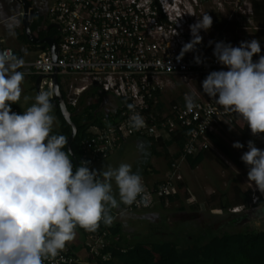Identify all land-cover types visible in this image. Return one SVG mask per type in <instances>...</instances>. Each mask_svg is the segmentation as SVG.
Returning <instances> with one entry per match:
<instances>
[{
    "label": "built area",
    "instance_id": "1",
    "mask_svg": "<svg viewBox=\"0 0 264 264\" xmlns=\"http://www.w3.org/2000/svg\"><path fill=\"white\" fill-rule=\"evenodd\" d=\"M192 15L175 0H53L48 17L60 26L57 61H53L50 49L46 48L33 61L23 63L22 67L30 69L26 73L44 75L41 92L53 93L50 75L55 67L59 75H77L79 85L69 83L62 89L69 105L76 106L82 93L91 88L120 101L110 120L104 119L101 127L91 126L89 135L80 142L78 163L87 161L90 170L100 172L97 164L129 136L161 138L163 143H175L174 132L190 129L183 147L177 148L171 156L166 178L150 184L142 180L144 192L133 204H124L123 211L153 209L159 205L183 179L180 164L188 156L208 150L212 145L210 135L219 138V133L233 128V122L240 117L217 105L216 98L209 97L203 90L202 93L195 91V107L191 110L186 107V100L172 102L169 106L162 104L164 92L177 82H202L203 76L212 71L227 70L213 54L215 41H205L203 30L199 33L202 41L182 58H177L183 45L192 39L190 25L199 18L195 12ZM1 51L18 57L11 47ZM258 59V55L253 56L254 62ZM128 104L135 105L134 110H130ZM11 110L23 113L17 103L11 105ZM133 111L145 120V126L140 129L131 127ZM97 178L101 179V172ZM251 192L248 204L233 206L229 211L242 213L256 207L261 193L255 187ZM119 214L116 208L112 209V225L101 221L103 226L95 232L81 228L84 247L95 264L111 259L105 250L112 242L110 228L116 224ZM84 263L66 248L55 259L44 261V264Z\"/></svg>",
    "mask_w": 264,
    "mask_h": 264
},
{
    "label": "clouds",
    "instance_id": "2",
    "mask_svg": "<svg viewBox=\"0 0 264 264\" xmlns=\"http://www.w3.org/2000/svg\"><path fill=\"white\" fill-rule=\"evenodd\" d=\"M212 24L207 13L191 24L192 39L177 58L193 50L202 41L200 30L207 32ZM259 53L257 39L241 41L237 47L216 42L213 54L227 70L212 71L202 81L203 93L238 114L254 135L264 133V55L253 61ZM23 63L0 51V264H44L55 259L75 239L78 227L95 232L101 221L112 225L111 210L120 203L133 204L144 192L142 177L130 164L109 167L102 179L87 161L74 170L71 149H65L68 137L52 133L56 122L52 92L38 93L23 113L11 110L21 99ZM185 99L189 110L195 107L193 97ZM127 107L134 110L135 105ZM130 124L140 129L145 120L133 111ZM247 146L241 160L249 166L248 181L264 194V149L251 140ZM233 147L244 145L237 141Z\"/></svg>",
    "mask_w": 264,
    "mask_h": 264
},
{
    "label": "rangeland",
    "instance_id": "3",
    "mask_svg": "<svg viewBox=\"0 0 264 264\" xmlns=\"http://www.w3.org/2000/svg\"><path fill=\"white\" fill-rule=\"evenodd\" d=\"M51 1L52 0H46L40 9V12L46 16L47 24L50 22V18L46 13L52 3ZM175 1L182 4L184 10L190 15L195 12L196 15L200 17L202 14L207 13L212 17L213 24L211 28L207 32L204 30L202 31L205 41L214 40L215 43L223 41L225 43H231L232 46H239L241 41H251L252 39L264 41V29L258 26L253 20L251 14V0ZM18 20L20 19L18 18ZM16 27L17 31L20 33L23 32L20 23H17ZM57 35L59 36V31ZM9 44H11L13 48L22 51L25 54V59L29 61L34 59L35 53L33 51H29V53L28 50L21 45V42L11 41ZM22 70L27 72L30 69L23 67ZM35 79V76L25 74L24 80L21 84L22 95L19 102L26 101V109L35 102V97L38 94L35 87ZM78 79V76L74 74H60V87L63 89L69 82L76 83L78 82ZM201 88L202 82L200 81H194L190 84L179 81L173 88H169L164 92L161 98L162 104L164 106H169L174 101L183 102L186 100V96L195 98V91L202 93ZM86 92V101H94L95 97L99 95L97 93L99 91L95 89ZM108 100V109L118 108L119 100L117 98L109 95ZM53 105L54 115L56 117V122L53 126L54 129L58 127L59 119L56 114V105L54 103ZM218 137L230 150L234 152L237 151V148L233 147V143L238 141V133L233 128H228L225 131L222 130ZM155 149L158 150V147L149 145L148 138L141 136L128 137L124 141H121L117 149L110 154L111 156L117 153V156H120L121 158V162H117L113 168H118L122 163L130 164L132 165V170L139 173L144 182L150 184L154 178H150L145 174L144 160L147 161L149 157L154 156L158 161V165L159 163L161 166L166 164V157L164 154H156ZM139 157L142 160L139 161ZM180 173L190 187L200 191L205 200L204 206L206 207L209 205H215L214 208H218L225 203H233V190L236 186L242 188V190H251L254 187L252 182L248 181V171L236 167L213 144L207 150L206 157L196 168H191L187 161L182 162L180 164ZM113 184H115L114 181ZM211 196H213V198ZM230 225L231 224L228 222L223 221L219 224L216 230L204 228L198 230L197 225L185 222H177L174 227L171 228L166 221H162L161 223L152 222L143 230L145 232L143 237L147 240V243L152 244L158 241L170 240L168 235L158 236L160 234L156 235L157 232H174L177 242L187 243L189 246H203L212 237L221 234L223 231H237L247 227L254 230L264 229L263 220H255L249 224L236 227H230ZM178 229H192L193 231L188 236H179L180 234L178 235L177 232ZM141 242L144 241L142 240Z\"/></svg>",
    "mask_w": 264,
    "mask_h": 264
},
{
    "label": "trees",
    "instance_id": "4",
    "mask_svg": "<svg viewBox=\"0 0 264 264\" xmlns=\"http://www.w3.org/2000/svg\"><path fill=\"white\" fill-rule=\"evenodd\" d=\"M251 7L253 20L258 24V26L264 27V0H251ZM46 14L48 15V11ZM47 26L46 16L38 11H35L33 21L31 23L32 32L39 38H43L47 35L58 34V31L55 28L47 31ZM17 39L19 42L27 44L34 49H38V46L27 40L24 31L17 35ZM260 46L261 53L254 54V56L264 54L263 40L260 41ZM40 51L41 50H39V52ZM206 76L207 75L203 76V80ZM201 90L203 89L201 88ZM83 105L85 104L81 101V97L79 98L76 106L67 104L69 110L74 112L72 120L75 122L78 129L71 144V148L78 161L81 160L80 142L89 135V128L93 125H97L99 127L104 126V119L109 121L112 114L103 111L104 109L98 110L100 106V103L98 102L90 103L85 106ZM56 114L59 119L60 126L57 129H52V133L64 134L69 139L71 126L65 121L57 105ZM233 129L238 133V141L244 145L243 148H237L236 152L230 150L219 138L215 136L210 135V140L212 144L236 167L248 171L249 166L241 160V156L244 152L248 151L247 145L249 140L253 141L256 147L263 148L264 133L254 135L241 117L235 119L233 122ZM189 131V128H183L172 134L177 148L183 147L187 140ZM149 140L152 144L151 146L158 147V150L155 149L156 154H164L165 157L169 156L165 148L162 146L163 142L161 138H150ZM65 149L67 150L66 146ZM206 152L207 150L200 152L197 155L188 156L186 161L191 168H196L206 157ZM72 162L75 167L73 160ZM148 173L151 174L152 170H148ZM189 193L190 188L188 183L182 179L177 183V187L173 193L169 194L166 198H162L160 204H164L166 200L173 201L175 197L178 198L184 196L188 198ZM251 194V190H247L245 192L240 189L234 190V197L236 200L235 203L237 205L248 204L252 199ZM262 204H264V194L261 193L256 206H260ZM229 207L230 206H226V208ZM102 226L103 225L100 223V227ZM77 230L81 231V228L78 227ZM110 233L112 242L105 252L110 253L111 259L107 261L99 260L96 264H264V229L254 230L247 227L237 231H223L221 234L212 237L203 246L192 245L185 248H179L172 240L158 241L150 245L145 242H139L134 246L125 248L122 246L120 238L118 237L119 230L116 227V224L110 228Z\"/></svg>",
    "mask_w": 264,
    "mask_h": 264
},
{
    "label": "crops",
    "instance_id": "5",
    "mask_svg": "<svg viewBox=\"0 0 264 264\" xmlns=\"http://www.w3.org/2000/svg\"><path fill=\"white\" fill-rule=\"evenodd\" d=\"M51 2H53V0ZM18 12H20V10L16 6V4L14 3L13 0H0V51L6 47L13 48L12 45L9 44L11 41L12 42H15V41L18 42L17 35L21 34V33L19 31H17L16 25H17V23H20L22 25L21 20H18V18L20 19V16L17 15ZM39 12H40V10H39ZM50 23H52V22L50 21L47 24V21H46L47 25H49ZM22 28H23V25H22ZM23 31H24V28H23ZM21 45L23 47H25L28 50V52L33 51L35 53L34 59L38 55L39 50H41L39 47H37L38 49H34L31 46L24 44V43H22ZM13 49L16 52L17 56L20 57L23 61L31 62L34 60L33 59V60L29 61V60L25 59V54L22 51H20L16 48H13ZM22 68L20 69L21 71H23ZM23 72L27 75L36 76L33 74H28V73H26V71H23ZM77 81L78 82H76V83H74V82H69V83L79 85L80 79H78ZM90 90H92V89H90ZM86 93L87 92H83L81 95V101L85 105H88L90 103H97V102L101 104L103 102V100L106 99V103H105L103 109L107 113H113L120 106V101H119L118 108L108 109L107 106L109 103V100H108L109 95H105L101 92H97L99 95H97L95 97L94 101H91V100L86 101L85 100ZM17 104L20 107V109L22 110V112L24 110H26V101L21 102V103L18 102ZM85 105H83V106H85ZM59 126H60V122H59V125L57 128H59ZM57 128H54V129H57ZM134 136H136V135H134ZM129 137H131V136H129ZM127 138H125V139H127ZM149 145H152L150 140H149ZM162 146H163V148H165V150L167 151V153L169 155L168 157H166V164L165 165L163 164L164 166H161L160 163L158 165V161L156 160V157H154V156L149 157L147 161L144 160L145 174L150 178H154V179H152V183L161 181V180L166 178V175L168 174V172L170 170L171 156L177 150L175 143H172V142H165L162 144ZM140 160H142V159L139 157V161ZM117 162H121V158H120V156H117V153H116V154L111 155L108 158L100 161L97 164V168L101 172V179L103 178L102 173L104 171H107L109 169V167L113 168L117 164ZM148 170H152V174L148 173ZM188 186L190 188V193H189L188 198H186L184 196H181L178 198L175 197V199H173V201L166 200L164 204L157 205L153 209L123 211L124 204L120 203L119 207L116 208L120 212L119 216L116 219V227L119 230V236L118 237L120 238L121 244L125 248L126 247L128 248V247L134 246L135 244L141 242L142 240L145 243H147V240L143 237L145 235V232L143 230L145 229V227L147 225H149L152 222L161 223L162 221H166L168 223V225L170 226V228L174 227V225L177 222H185L188 224L190 223V224L197 225L198 230L201 228L216 230L218 228L219 224H221V222L225 221L226 216L229 215V211H228L229 208H231L233 206H237V204L235 203L236 200L234 197L233 203L232 202L231 203L230 202L225 203L218 208H214L215 205L214 206L209 205L206 207V206H204L205 200L203 198V195L200 193V191L197 189H193L192 187H190L189 184H188ZM236 189H240L243 192L247 191V190H242V188H239L238 186H236L234 188V190H236ZM234 190H233V193H234ZM113 194L115 195L116 199L119 201V190H118V187L116 186V184H113ZM211 197L213 198V196H211ZM213 202H212V204H213ZM226 206H230V207L226 208ZM259 220L264 221V218L259 219ZM192 231H193L192 229H178L177 232H178V235L180 234L179 236H183V235L188 236ZM158 234H160V235H158ZM156 235H158V236L168 235L169 239L174 241L176 243V245L180 248H185V247L189 246V244H187V243L177 242L174 232H171V233L170 232H168V233L157 232ZM177 239H178V237H177ZM83 242H84V238H83L82 232L80 230L76 229V237L73 241L69 242L66 245V249H68L71 253H73L79 260L86 262L84 264H95L94 262L91 261L89 255H88V252H87L86 248L84 247ZM147 244L150 245V243H147Z\"/></svg>",
    "mask_w": 264,
    "mask_h": 264
},
{
    "label": "water",
    "instance_id": "6",
    "mask_svg": "<svg viewBox=\"0 0 264 264\" xmlns=\"http://www.w3.org/2000/svg\"><path fill=\"white\" fill-rule=\"evenodd\" d=\"M16 6L19 8L20 12H18L17 15L20 16L21 23L24 28V32L26 35V38L29 42L32 44L37 45L41 50H44L46 48L50 49L53 61L56 62L58 58V52H59V45H58V35H47L43 38L37 37L31 30V23L33 21V16L35 13V9L30 2V0H13ZM55 28L57 31H60V26L57 23H50L47 26V31L50 29ZM44 78V75H38L35 79V87L37 89V93H40V82ZM50 78L53 81V96H52V103L57 105L60 109V112L65 119V121L71 126V134L69 136L68 142L66 144L67 149H71L72 152V160L75 163V168L79 166L78 159L76 158L72 148L71 144L73 139L75 138L77 134V125L72 120V117L74 116V112L70 111L67 102L64 97V93L62 88L60 87L59 82V74H58V68H54V72L50 75ZM106 103V99L103 100V102L100 104L98 110H102L104 105ZM229 220L226 222L234 221L237 225H244L249 224L252 221L259 220L264 218V204L260 206H256L253 208H249L245 212L242 213H231L229 211Z\"/></svg>",
    "mask_w": 264,
    "mask_h": 264
},
{
    "label": "flooded vegetation",
    "instance_id": "7",
    "mask_svg": "<svg viewBox=\"0 0 264 264\" xmlns=\"http://www.w3.org/2000/svg\"><path fill=\"white\" fill-rule=\"evenodd\" d=\"M45 1L46 0H30V2L32 3L35 11H38V12L41 9V6L44 5ZM229 218H230V216L227 215L226 218H225V221L229 220ZM228 223L231 224L230 227L240 226V225L235 224L234 221H230Z\"/></svg>",
    "mask_w": 264,
    "mask_h": 264
}]
</instances>
